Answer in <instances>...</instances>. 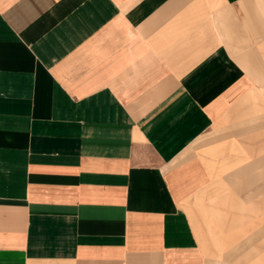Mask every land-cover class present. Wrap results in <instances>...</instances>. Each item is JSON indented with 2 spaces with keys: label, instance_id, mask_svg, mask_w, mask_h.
Listing matches in <instances>:
<instances>
[{
  "label": "crops",
  "instance_id": "0c3cea01",
  "mask_svg": "<svg viewBox=\"0 0 264 264\" xmlns=\"http://www.w3.org/2000/svg\"><path fill=\"white\" fill-rule=\"evenodd\" d=\"M0 264H264V0H0Z\"/></svg>",
  "mask_w": 264,
  "mask_h": 264
}]
</instances>
